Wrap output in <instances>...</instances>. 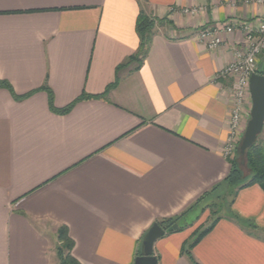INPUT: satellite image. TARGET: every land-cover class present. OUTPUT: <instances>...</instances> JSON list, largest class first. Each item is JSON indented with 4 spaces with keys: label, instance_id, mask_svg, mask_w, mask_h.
Instances as JSON below:
<instances>
[{
    "label": "crops",
    "instance_id": "crops-1",
    "mask_svg": "<svg viewBox=\"0 0 264 264\" xmlns=\"http://www.w3.org/2000/svg\"><path fill=\"white\" fill-rule=\"evenodd\" d=\"M140 13L162 23L142 64L118 70L139 47ZM234 19L264 20V4L0 0V264H60L63 228L78 264H133L155 224L223 188L234 85L218 75L244 37L209 50L197 36ZM234 194L189 252L215 218L164 231L156 264H264V192Z\"/></svg>",
    "mask_w": 264,
    "mask_h": 264
},
{
    "label": "built area",
    "instance_id": "built-area-1",
    "mask_svg": "<svg viewBox=\"0 0 264 264\" xmlns=\"http://www.w3.org/2000/svg\"><path fill=\"white\" fill-rule=\"evenodd\" d=\"M244 4L263 5L264 0H242ZM201 9H187L185 15H196ZM240 31L244 37L242 50H235L234 59L219 75L218 78H231L234 90L229 112V136L222 154L225 158H232L238 145V131L242 116L245 95L249 94V77L252 74L264 76V70L258 72L257 58L264 53V20L238 21L228 20L221 25L203 28L197 36L198 42L209 50H215L222 44V36Z\"/></svg>",
    "mask_w": 264,
    "mask_h": 264
},
{
    "label": "trees",
    "instance_id": "trees-1",
    "mask_svg": "<svg viewBox=\"0 0 264 264\" xmlns=\"http://www.w3.org/2000/svg\"><path fill=\"white\" fill-rule=\"evenodd\" d=\"M155 23H162V20H156L154 18L146 16L143 13H140L138 15L136 22H135V32L139 39V47L136 53L131 58H129V61L126 64L122 65L120 68H118V70L121 68H125L133 63L136 64L138 67L142 64L144 58L146 57L149 51V48H150V45H151V42L154 36L153 29H154ZM116 84H117V78L107 89L114 87ZM0 85H4V84L0 83ZM87 98L89 97L86 96L85 94H82L80 98L78 99V101L84 100ZM260 135L258 136L255 144L245 153L246 164L250 172V176L248 179L243 180L242 172L239 168V163L236 158L240 156L238 149H236V153L229 160L230 171L227 177L222 182V185H223L222 187L225 189L232 190L233 191L232 197L235 196L234 193H236L237 191L243 188H247V187H251L255 185L259 186L264 192V140H260ZM220 189H221L220 185L216 186L210 192L204 194L201 198H199L194 204V206L202 202L204 198L211 195L216 190H220ZM192 207L189 208L186 212H184L180 216H177L172 219L160 221L155 225H158L163 231H166V232L171 233V232L179 231L181 230V227L179 225L182 224V221L184 220L185 215L192 209ZM230 216L234 217L235 219H238V217H236L234 214H230ZM217 220L218 218H215V220L212 221V223L206 230L197 234L194 241L190 245H188L187 252H189V249H191L192 246L212 228V226ZM174 226H176V228H174ZM247 226L250 228H254L252 227V224L249 222H247ZM145 238H146V235L144 236V239ZM58 242H59V246L57 248V257L59 259V263L60 264H78L70 256V250L73 246V242L68 237L67 230L65 228H63L59 232Z\"/></svg>",
    "mask_w": 264,
    "mask_h": 264
},
{
    "label": "water",
    "instance_id": "water-1",
    "mask_svg": "<svg viewBox=\"0 0 264 264\" xmlns=\"http://www.w3.org/2000/svg\"><path fill=\"white\" fill-rule=\"evenodd\" d=\"M248 90L251 100L249 120L238 147L242 156L255 144L264 127V76L252 74L249 77ZM163 235L164 231L158 225L153 226L142 243L143 254L137 257L133 264H156L152 246Z\"/></svg>",
    "mask_w": 264,
    "mask_h": 264
},
{
    "label": "rangeland",
    "instance_id": "rangeland-1",
    "mask_svg": "<svg viewBox=\"0 0 264 264\" xmlns=\"http://www.w3.org/2000/svg\"><path fill=\"white\" fill-rule=\"evenodd\" d=\"M247 96H249V94L245 95L244 99H246ZM241 138L238 142L237 149L239 147ZM260 140H264V128L260 135ZM236 158L239 163V168L242 172L243 180L248 179L250 176V172L246 164L245 155H240ZM232 194L233 191L229 189L221 188L220 190H216L214 193L204 198L202 202L192 207V209L185 215L182 223L185 222L187 224L200 222L201 224H203L202 227H205L215 217L219 215H227Z\"/></svg>",
    "mask_w": 264,
    "mask_h": 264
}]
</instances>
